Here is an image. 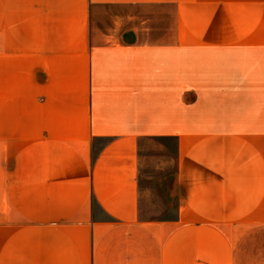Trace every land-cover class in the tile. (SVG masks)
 <instances>
[{
  "label": "crops",
  "instance_id": "0c3cea01",
  "mask_svg": "<svg viewBox=\"0 0 264 264\" xmlns=\"http://www.w3.org/2000/svg\"><path fill=\"white\" fill-rule=\"evenodd\" d=\"M0 264H264V0H0Z\"/></svg>",
  "mask_w": 264,
  "mask_h": 264
}]
</instances>
